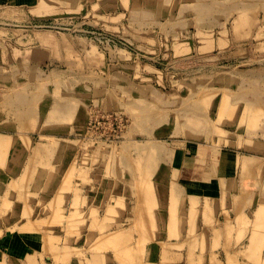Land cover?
<instances>
[{
    "label": "rangeland",
    "instance_id": "obj_1",
    "mask_svg": "<svg viewBox=\"0 0 264 264\" xmlns=\"http://www.w3.org/2000/svg\"><path fill=\"white\" fill-rule=\"evenodd\" d=\"M253 139L264 141V0L0 2V234L42 233L52 263L69 264L76 241L85 264L100 250L142 264L164 158ZM259 179L247 184L264 186V168Z\"/></svg>",
    "mask_w": 264,
    "mask_h": 264
},
{
    "label": "crops",
    "instance_id": "obj_2",
    "mask_svg": "<svg viewBox=\"0 0 264 264\" xmlns=\"http://www.w3.org/2000/svg\"><path fill=\"white\" fill-rule=\"evenodd\" d=\"M241 23L248 21L241 18ZM37 55L41 56L40 51ZM227 147L200 142L184 145L164 158L166 167L153 173L154 199L143 220L152 227L142 231L144 239L138 246L142 264H264V186L247 184L253 176L260 181L264 141L245 140L243 152L237 145ZM22 154V149L17 150V159ZM240 173L248 181L241 183ZM105 199L104 195L99 201L93 198L83 207L85 220L90 221L91 208L99 212L107 208ZM115 208L112 218L117 221L125 209ZM98 235L96 231L95 239ZM132 236L138 240L137 230L133 229ZM44 240L38 231L6 230L0 234V251H6H2L6 264H54L51 255L43 256ZM73 242L68 247L73 253L69 264H85V258L75 253V248L84 251L85 244ZM105 254L100 250L93 256L88 251L87 257H94V264H108Z\"/></svg>",
    "mask_w": 264,
    "mask_h": 264
},
{
    "label": "bare ground",
    "instance_id": "obj_3",
    "mask_svg": "<svg viewBox=\"0 0 264 264\" xmlns=\"http://www.w3.org/2000/svg\"><path fill=\"white\" fill-rule=\"evenodd\" d=\"M3 143H4V142H3ZM260 211H261V210H260ZM260 211H259V213L262 214V211H261V212H260ZM6 216H7V215H6ZM9 236H10V235H9ZM13 239H14V238H13ZM13 248H14V247H13ZM22 250H23V249H22ZM19 259H20V258H19ZM0 264H5V263H3V261L0 260ZM23 264H24V263H23ZM35 264H36V263H35Z\"/></svg>",
    "mask_w": 264,
    "mask_h": 264
}]
</instances>
